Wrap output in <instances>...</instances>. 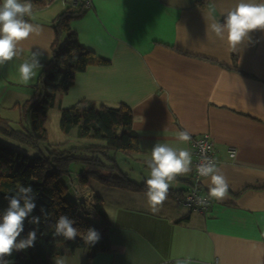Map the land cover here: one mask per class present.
Listing matches in <instances>:
<instances>
[{"label": "crops", "instance_id": "obj_1", "mask_svg": "<svg viewBox=\"0 0 264 264\" xmlns=\"http://www.w3.org/2000/svg\"><path fill=\"white\" fill-rule=\"evenodd\" d=\"M237 3L92 0V6L71 21L83 46L110 63L78 72L61 106L129 105L140 145V152L132 155L146 161L157 142L192 154V140L179 142V131L192 137L209 133L217 147V165L229 184L228 198L212 199L208 213L190 211L168 196L155 214L147 190L96 180L81 185L86 213L97 218L92 198L99 195L110 220L111 250L97 253L89 264H174L187 256L192 264H264V30H253L233 52L210 28L223 22L222 14ZM67 6L65 0H47L34 7L28 22L42 31L21 41L20 56L0 68V115L11 122L17 121L18 109L24 112L42 70L25 85L19 65L34 52L42 53V64L51 60L52 23ZM24 114L27 118L26 110ZM229 146L237 149L234 159ZM192 177L193 166L170 188L186 190ZM203 189L208 193L204 183ZM69 193L74 198L70 186ZM87 207L93 209L91 214ZM86 255L80 248L55 258L84 264Z\"/></svg>", "mask_w": 264, "mask_h": 264}, {"label": "trees", "instance_id": "obj_2", "mask_svg": "<svg viewBox=\"0 0 264 264\" xmlns=\"http://www.w3.org/2000/svg\"><path fill=\"white\" fill-rule=\"evenodd\" d=\"M46 1L32 0L33 8L45 5ZM205 1L199 0L201 3ZM85 10L83 3L68 5L52 23L55 31L52 58L43 63L34 85L35 92L23 105L27 117L29 112V126L26 129L14 128L9 118L0 115L1 133L38 152L29 155L19 148L0 142V214L7 207L5 196L14 194L19 185H31L37 194L34 215L41 216L35 246L14 251L10 257H6L9 264H52L55 257L71 254L80 248L86 249L84 264H89L97 253L111 250L108 232L110 220L104 199L99 195L93 198L98 220L90 218L84 205L69 195L70 185L64 177L68 180L74 176L82 186L91 180H98L106 186L147 190L146 180H132L120 170L116 159L109 155L111 151L119 150L130 155L140 152L139 137L133 128V110L125 103L117 106L79 103L61 107L62 131L69 134L77 127L79 138L92 141L68 148L62 147L64 143L50 144V147H45V152L41 148V143L49 140L46 127L48 109L55 106L69 90L76 74L92 64L110 63V60L84 47L77 31L70 26L71 21L80 18ZM25 19L28 21L30 17ZM62 37L65 39L61 42ZM186 190L170 188L168 196L181 195ZM41 207L45 209L47 219L41 215ZM62 214L74 219V226L82 231L94 227L99 231L101 239L90 246L79 237L72 241L55 236L51 226ZM33 227L36 226L25 222L22 236L26 237Z\"/></svg>", "mask_w": 264, "mask_h": 264}, {"label": "clouds", "instance_id": "obj_3", "mask_svg": "<svg viewBox=\"0 0 264 264\" xmlns=\"http://www.w3.org/2000/svg\"><path fill=\"white\" fill-rule=\"evenodd\" d=\"M33 14L32 0H0V68L6 62L13 61L20 56L23 49L18 44L28 39L32 34L42 31L40 25L29 23L25 17ZM223 15V22H214L211 30L220 40H227L229 47L234 51L245 40L250 38L253 30H264V0H238L236 6ZM42 53H33L30 60L19 65L20 80L27 85L43 68L40 56ZM177 140L190 143L192 135L187 131H179ZM210 148L201 145V152L206 153ZM235 154H233V159ZM150 169L149 178L146 180L147 202L152 213H158L164 202L168 199L170 187L178 176L188 175L192 171V154L186 149H174L165 143H155L151 148V159L147 161ZM196 172L208 189V197L222 202L229 196V184L221 173L217 163L207 155L202 156ZM7 207L0 214V264H9L6 257L14 251L27 250L34 247L37 240L38 226L41 216L34 215L37 209V194L31 185H19L14 194L5 196ZM80 199L79 195L76 197ZM205 206L207 201L203 198L197 201ZM91 214L93 209L86 208ZM41 215L47 219L43 207ZM91 218V216H90ZM25 222L35 225L28 231L26 237L22 236ZM76 221L66 214L58 217L54 228L55 236H62L65 240H76L78 237L90 246H94L101 235L94 227L80 230L75 227ZM54 264H66L63 258H55ZM174 264H192V259L187 256L175 259Z\"/></svg>", "mask_w": 264, "mask_h": 264}, {"label": "rangeland", "instance_id": "obj_4", "mask_svg": "<svg viewBox=\"0 0 264 264\" xmlns=\"http://www.w3.org/2000/svg\"><path fill=\"white\" fill-rule=\"evenodd\" d=\"M61 99L56 102V105L49 108L47 112V122L46 127L49 131V140L43 141L41 143V148L45 152V147H50V144L53 145H60L62 143V147H71L74 145H78L80 142H89L87 139H81L77 136L76 131L73 130V132L66 134L61 129ZM25 110L21 112L18 109L17 114V121L11 122V125L14 128L17 129H26L27 126H29L30 123V116L28 112V117L26 118L24 115ZM4 117V116H3ZM0 142L3 144H7L10 146H14L15 148H19L23 150L24 152L28 153L29 155H35L36 151L31 150L27 145L18 142L11 137L5 135L4 133L0 132ZM111 156H113L116 159V162L120 168L121 171L128 174V176L136 181V182H144L149 178L150 175V169L147 167V161L144 160L142 157L137 158L135 155L127 154L121 150L119 151H112ZM64 180L66 181V178L64 177ZM98 182V180H96ZM175 185V181L173 182ZM70 195V194H69Z\"/></svg>", "mask_w": 264, "mask_h": 264}, {"label": "built area", "instance_id": "obj_5", "mask_svg": "<svg viewBox=\"0 0 264 264\" xmlns=\"http://www.w3.org/2000/svg\"><path fill=\"white\" fill-rule=\"evenodd\" d=\"M68 5H76L78 3H83L85 9L92 6V0H65ZM201 145H207L209 146L210 150L206 153L201 152ZM216 152L217 147L215 144V141L213 137L209 133H203L196 135L192 138V155H193V177L189 184V187L187 190L181 194L174 196V200L182 206L187 207L190 211L194 212H201V213H208L211 209V206L213 204V201L211 198L208 197V193L204 192L203 189V179L200 178L196 172V167L200 164L201 158L204 155H207L208 157L212 158L216 163ZM228 153L230 157H233V154H237L236 147L229 146L228 147ZM71 189L73 190L74 198L76 199L77 195H79V189H81V184L77 181L76 177L72 176L69 178L68 181ZM80 199L77 200V202L83 204L85 197L82 195L80 196ZM92 198V197H91ZM203 198L207 201L205 206H201L197 201L198 199ZM93 202V198H92Z\"/></svg>", "mask_w": 264, "mask_h": 264}]
</instances>
